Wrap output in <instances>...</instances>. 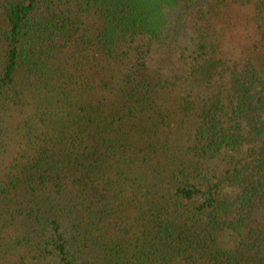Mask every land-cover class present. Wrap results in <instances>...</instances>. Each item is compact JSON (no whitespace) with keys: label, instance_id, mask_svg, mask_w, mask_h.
I'll use <instances>...</instances> for the list:
<instances>
[{"label":"trees","instance_id":"16d2710c","mask_svg":"<svg viewBox=\"0 0 264 264\" xmlns=\"http://www.w3.org/2000/svg\"><path fill=\"white\" fill-rule=\"evenodd\" d=\"M0 264H264V0H0Z\"/></svg>","mask_w":264,"mask_h":264}]
</instances>
